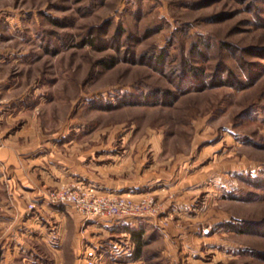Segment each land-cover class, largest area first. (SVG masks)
<instances>
[{"label":"rangeland","instance_id":"obj_1","mask_svg":"<svg viewBox=\"0 0 264 264\" xmlns=\"http://www.w3.org/2000/svg\"><path fill=\"white\" fill-rule=\"evenodd\" d=\"M187 65L197 80L182 81ZM0 132L79 151L92 174L128 135L142 140L146 184L180 157L185 174L205 167L188 201L120 193L159 202L140 264H264V0H0ZM59 204L66 256L32 264H83L70 244L80 214Z\"/></svg>","mask_w":264,"mask_h":264},{"label":"crops","instance_id":"obj_2","mask_svg":"<svg viewBox=\"0 0 264 264\" xmlns=\"http://www.w3.org/2000/svg\"><path fill=\"white\" fill-rule=\"evenodd\" d=\"M0 135L3 143L0 145V264H32L47 256L56 260L66 256V209L59 203L45 201L36 203L34 209L27 207L28 202L37 199V189L42 185L55 186L75 174L110 194H133L144 186L153 188V192L161 197L174 194L166 200V203H172L194 198L208 178L206 168L202 166L192 167L191 172L185 174L186 165L180 157V165L174 161L162 175L157 172L156 177L146 184L142 178L145 175L142 140L128 144V135L120 139V149L116 153H112L114 144H106L103 149L108 150L109 161L102 163L105 169L95 174L82 165L84 154L79 151L67 157L54 146H47L39 136L16 142L9 134L0 132ZM158 152L157 148L155 153ZM110 156L113 157L110 159ZM156 184L160 186L153 187ZM65 206L77 212L72 204ZM148 221L147 216H103L84 220L81 214L80 219L75 215L71 222L73 235L70 244L73 252L80 251L81 254L85 249L94 248L96 264H140L142 258L134 257L135 243L129 228L141 227ZM83 224L84 230H81ZM173 227L169 224L166 228L169 239H173ZM172 239L171 246L174 247Z\"/></svg>","mask_w":264,"mask_h":264},{"label":"built area","instance_id":"obj_3","mask_svg":"<svg viewBox=\"0 0 264 264\" xmlns=\"http://www.w3.org/2000/svg\"><path fill=\"white\" fill-rule=\"evenodd\" d=\"M38 198L49 203H69L79 212L84 220L88 217L150 216L158 212L159 202L151 194L139 197L123 194L98 193L93 185L80 181L63 182L54 187L39 190ZM35 207L34 202L28 208ZM96 250L85 249L82 255L84 264H96Z\"/></svg>","mask_w":264,"mask_h":264},{"label":"trees","instance_id":"obj_4","mask_svg":"<svg viewBox=\"0 0 264 264\" xmlns=\"http://www.w3.org/2000/svg\"><path fill=\"white\" fill-rule=\"evenodd\" d=\"M100 62H102L103 65L106 67H111V66H113V64L115 62V58L113 57V59L111 58L109 61H107L105 58H102V59H100ZM199 75H200V72L196 69V67H194V66L191 67V66L187 65L186 68L184 69V72L182 74H180V78L182 79V81L184 79L185 80L184 82L188 83L192 80H197ZM163 95H166L165 99H164V100H166V97H168L169 95H174V93L169 91V90H166L163 93ZM171 97H173V96H171ZM171 100L172 99H170L168 101H171ZM150 103H156V101H152ZM129 232H130L132 241L135 243L134 257L140 256L141 251H142V247L145 244V241L143 238L144 228H143V226L129 228Z\"/></svg>","mask_w":264,"mask_h":264}]
</instances>
